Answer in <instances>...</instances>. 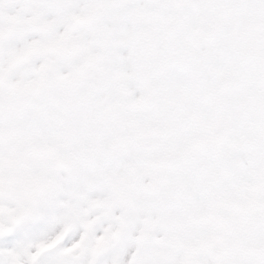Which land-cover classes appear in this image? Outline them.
Listing matches in <instances>:
<instances>
[{
  "label": "snow or ice",
  "instance_id": "snow-or-ice-1",
  "mask_svg": "<svg viewBox=\"0 0 264 264\" xmlns=\"http://www.w3.org/2000/svg\"><path fill=\"white\" fill-rule=\"evenodd\" d=\"M0 264H264V0H0Z\"/></svg>",
  "mask_w": 264,
  "mask_h": 264
}]
</instances>
